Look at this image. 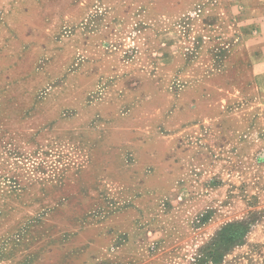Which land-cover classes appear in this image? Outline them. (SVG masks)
Returning <instances> with one entry per match:
<instances>
[{
	"label": "rangeland",
	"instance_id": "1",
	"mask_svg": "<svg viewBox=\"0 0 264 264\" xmlns=\"http://www.w3.org/2000/svg\"><path fill=\"white\" fill-rule=\"evenodd\" d=\"M234 1L0 0V264H264Z\"/></svg>",
	"mask_w": 264,
	"mask_h": 264
},
{
	"label": "crops",
	"instance_id": "2",
	"mask_svg": "<svg viewBox=\"0 0 264 264\" xmlns=\"http://www.w3.org/2000/svg\"><path fill=\"white\" fill-rule=\"evenodd\" d=\"M242 6L245 26L250 27L246 35L247 44L243 50L254 54L261 67H264V0H235Z\"/></svg>",
	"mask_w": 264,
	"mask_h": 264
},
{
	"label": "trees",
	"instance_id": "3",
	"mask_svg": "<svg viewBox=\"0 0 264 264\" xmlns=\"http://www.w3.org/2000/svg\"><path fill=\"white\" fill-rule=\"evenodd\" d=\"M235 234H236L235 230H231V229L222 230L220 234L218 235V237H216V239L214 240V244L211 248L212 252L215 253L220 243L223 242L224 240L230 241L231 238L233 239Z\"/></svg>",
	"mask_w": 264,
	"mask_h": 264
}]
</instances>
